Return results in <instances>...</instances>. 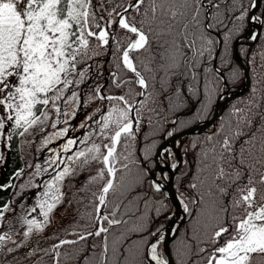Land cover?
<instances>
[{"label": "snow or ice", "instance_id": "1", "mask_svg": "<svg viewBox=\"0 0 264 264\" xmlns=\"http://www.w3.org/2000/svg\"><path fill=\"white\" fill-rule=\"evenodd\" d=\"M240 39L250 96L184 146L173 197L155 157L181 160L157 138L244 75ZM10 155L0 264H264V0H0Z\"/></svg>", "mask_w": 264, "mask_h": 264}, {"label": "water", "instance_id": "2", "mask_svg": "<svg viewBox=\"0 0 264 264\" xmlns=\"http://www.w3.org/2000/svg\"><path fill=\"white\" fill-rule=\"evenodd\" d=\"M242 40H244V39H240L236 42L235 55L233 57V60H234V63L243 71V73L245 75L244 84L238 90L231 92L230 94H228L229 89H227L225 94L217 101V104L215 106L214 115L212 116L211 119L200 122V123H198V124H196L190 128H187V129H185L179 133H175L174 138L166 139L162 143L163 145L170 146L172 149H175L176 141L180 138H183L186 136L197 135V134H203V133L208 132L209 130L214 131L216 128L217 120L222 116V114L224 113L226 108L231 103L238 101V100H241L242 98H244L246 96V94L248 93L250 86H251V75H250V71H249L247 64L242 61V59L238 53V48H239V45H240ZM179 158H180L181 164H182V157L180 156V154H179ZM155 160H156V169H157L156 172L157 173H159L160 171L164 172V170H166L169 173V178H163L162 180H160V183L165 186L166 191H170L172 193L173 197H178L177 192L174 188V179H175V176L181 167V164H180L179 169L174 171L168 165L165 164V160H168V164H170L169 159L167 157H164L162 155H157L155 157ZM173 204H174L175 212L177 213V216L174 217L173 219H175L177 221L181 218V216H183V214L180 211V209L175 206V201H173Z\"/></svg>", "mask_w": 264, "mask_h": 264}, {"label": "trees", "instance_id": "3", "mask_svg": "<svg viewBox=\"0 0 264 264\" xmlns=\"http://www.w3.org/2000/svg\"><path fill=\"white\" fill-rule=\"evenodd\" d=\"M247 42H248V41H246V40H242L241 43H240V45H239V49H240L241 46L247 45ZM239 49H238V53H239L241 59L243 60L244 63H248V60L246 59V57H245L243 54L240 53ZM248 58H251L250 54H249V57H248ZM233 63H234V60H233ZM234 64H235V63H234ZM259 64H260V58H259V56H257V57L255 58V65H250V64L248 63V67H249L250 75H251V86H250V89H249L248 93L246 94V96H245L244 98H242L241 100H238V101H236V102H233V103H232V104H231V105H230V106L224 111V113L222 114V116H225V117H226V114H227V112H228V109H229L232 105H239V104L241 103V101H246V100L249 98L250 93H251V88H252V85H253V74H252V69H253L254 66H258ZM256 70L259 71V68L257 67ZM242 72H243V71H242ZM244 77H245V76L242 75L238 80H236L234 83L230 84L229 87H228V88L230 89V91H235V90H237L238 88H240V87L244 84ZM216 103H217V102H216ZM215 106H216V105H215ZM215 106H214L213 111L210 112L206 118H204V119H202V120H199V121H196L195 123H189V124H187L184 128L179 129L176 133H178V132H180V131H183V130L189 128V127H192V126H194V125H196V124H198V123H200V122H202V121H206V120L211 119L212 116H213V114H214V111H215ZM220 118H221V117H220ZM178 119L187 120L188 118H187L186 116H180V117H178ZM219 123H220V119L217 121V125H218ZM170 125H171V121H169V126H170ZM208 134H210V133H204V134H197V135H193V136H187V137H183V138H180L179 140H177L179 146H177V142H176V147H177V149H180V152H181V155H182V160L184 159V146H185L190 140H192V139H194V138H198V139H201V140H202V139H204V137H205L206 135H208ZM166 139H168V138H167V137H163V138L158 137V138H157V144L160 145V144L163 143ZM174 153H175V152H174ZM175 154H176V153H175ZM176 156H177V154H176ZM187 159H189V160L192 159L191 151H189V154H188V156H187ZM170 162H172V161L170 160ZM16 166H19V161H18V159H17L14 155H10L9 158H8L7 166L2 167V171H1V173H0V182H3L4 180H6V179L8 178V176L10 175L11 171H12V170L14 169V167H16ZM155 170H156V167L154 168V171H155ZM187 170H188V166H187V165H184V164H183V161H182V165H181V167H180V169H179L178 172H185V171H187ZM166 173H167V172H166ZM84 175H87V173H85ZM167 177H168V176H167ZM177 183H178V173L176 174V176H175V181H174L175 189H176V185H177ZM182 190H183V189L181 188V191H182ZM177 194H178V193H177ZM4 195H5V194L0 193V197H3ZM81 195H84V196H90L91 193H82ZM173 210H174V207H173ZM73 215H74L73 213H69L68 216L65 217L64 220H63L62 222L65 223V224H67V223L70 222V220L73 218ZM40 243H41V246H44V243H45V242H44V240H43L42 238H41ZM46 262H47V257H45V264H46Z\"/></svg>", "mask_w": 264, "mask_h": 264}, {"label": "flooded vegetation", "instance_id": "4", "mask_svg": "<svg viewBox=\"0 0 264 264\" xmlns=\"http://www.w3.org/2000/svg\"><path fill=\"white\" fill-rule=\"evenodd\" d=\"M155 171H157V169H156ZM158 179L162 180V179L159 177V175H158Z\"/></svg>", "mask_w": 264, "mask_h": 264}, {"label": "rangeland", "instance_id": "5", "mask_svg": "<svg viewBox=\"0 0 264 264\" xmlns=\"http://www.w3.org/2000/svg\"><path fill=\"white\" fill-rule=\"evenodd\" d=\"M238 90V89H237ZM1 171H2V167H0V173H1Z\"/></svg>", "mask_w": 264, "mask_h": 264}]
</instances>
